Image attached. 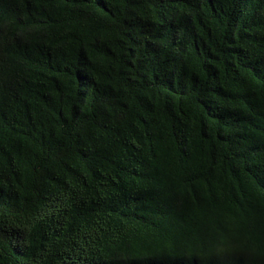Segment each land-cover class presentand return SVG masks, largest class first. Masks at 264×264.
I'll return each mask as SVG.
<instances>
[{
  "label": "trees",
  "instance_id": "16d2710c",
  "mask_svg": "<svg viewBox=\"0 0 264 264\" xmlns=\"http://www.w3.org/2000/svg\"><path fill=\"white\" fill-rule=\"evenodd\" d=\"M0 264H264V0H0Z\"/></svg>",
  "mask_w": 264,
  "mask_h": 264
}]
</instances>
